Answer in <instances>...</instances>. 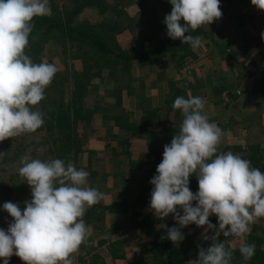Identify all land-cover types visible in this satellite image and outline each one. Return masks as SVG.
<instances>
[{
  "label": "clouds",
  "instance_id": "clouds-1",
  "mask_svg": "<svg viewBox=\"0 0 264 264\" xmlns=\"http://www.w3.org/2000/svg\"><path fill=\"white\" fill-rule=\"evenodd\" d=\"M168 2L172 10L163 21L166 35L193 49L201 47L202 39L191 31L222 17L220 0ZM251 3L264 10V0ZM50 14V0H0V142L35 132L44 124L43 113L33 108L44 99L58 68L34 63L25 49L33 19ZM172 107L184 119L179 134L164 145L162 161L149 181L150 209L161 220L173 215L179 228L160 226L173 243L185 239L182 228L192 224L204 228L202 240L211 245L199 247L198 258L190 264H231L227 239L221 242L219 237L222 233L243 241L249 226L264 218V172L240 155L218 154L223 131L209 122L202 97L180 96ZM20 163L19 174L31 188V199L23 202L24 207L10 201L0 205V211L12 218L6 229L0 228V261L10 264L15 255L25 264H73V254L91 235L83 217L103 193L86 186L89 172L59 158L42 161L26 155ZM193 175L198 181L195 193L189 186ZM213 215L218 226L209 219ZM239 251L250 260L255 245L242 242Z\"/></svg>",
  "mask_w": 264,
  "mask_h": 264
},
{
  "label": "trees",
  "instance_id": "trees-1",
  "mask_svg": "<svg viewBox=\"0 0 264 264\" xmlns=\"http://www.w3.org/2000/svg\"><path fill=\"white\" fill-rule=\"evenodd\" d=\"M53 0H50V3ZM103 0H84L80 6L74 11H57L53 16L35 17L32 21L33 31L29 36V45L25 49V54L28 55L34 63H50L43 56L45 45L52 39H56L59 43H78L84 46L85 50L81 54H72V47L66 48L67 59L78 60L81 63V70L76 71L73 68H68L67 74L59 75L53 78L52 83L45 89L44 99L33 109L39 110L43 113L44 124L42 131L46 135L45 142V155L48 160L61 159L67 163H72L76 167L77 156L81 153H89L86 145L90 138L103 139L106 138L100 133L101 130H94L92 123L94 117L99 113L98 107L89 108L84 105V98L87 93V88L90 81L94 78H100L104 71L108 72L110 78L115 79V85L110 91L113 98L114 106L119 111L116 114L102 115L104 120L111 122L113 126L118 129L124 130L128 137L125 141L118 142V149L121 150V155L127 158L128 167L131 172L141 171L148 167V172L144 173V180H148L149 175L156 174L157 165L162 161L164 145L170 144L175 135L179 134L181 123L184 119L180 110L173 109L172 105L177 97L183 96L185 99L189 98L188 93L184 89H180L173 84H169L167 98L163 102V110L166 112L165 125L161 130L162 141L158 138L147 143L146 152H132L129 150V140L134 137L146 138L149 133V125L152 117H158L157 109L151 107L148 102L142 106L144 116L137 124L129 120L130 113L128 110L122 108L121 103L125 93L127 96H134L131 88L124 90L122 84L124 83L125 76L130 74V69L133 63L140 61L147 63L151 58L160 61L170 56V59L176 58L179 52L187 51L184 56L180 57L179 65L182 64V59L191 54L189 52V44H183L181 40H172L169 37L159 39L156 41L158 44L152 50V56L145 54L142 51L127 52L123 50L118 40L112 35L115 28L108 27L106 22L97 23H78L73 24V19L86 7L102 6ZM157 0H140L138 6L143 10L141 14L140 24L146 26L154 24L157 17L164 18L170 14L172 5L167 6L164 2L154 5ZM166 1V0H165ZM249 0H220L221 6L231 7L234 5L245 4ZM168 2V0L166 1ZM103 8V7H102ZM168 8L170 10H168ZM159 9L162 13L159 15ZM146 29V28H145ZM193 37L195 35H208L204 30V25L192 30L190 33ZM147 41L151 42L156 40L153 36H148ZM71 43V44H72ZM220 48V47H219ZM65 50L64 53L66 54ZM262 58H264V52ZM69 55V56H68ZM233 59V55H228ZM248 56V55H247ZM246 58V57H245ZM234 63V62H233ZM235 64V63H234ZM71 67V65H69ZM259 78L256 79L253 91L262 101H264V66L258 70ZM64 76V77H63ZM205 85V84H204ZM204 85H200L203 89ZM55 89L59 96L52 99L49 95L50 89ZM227 92L233 99L234 95L231 94L229 89L217 86L214 89L216 94ZM141 107V103H137ZM108 107H105L107 110ZM121 108V111L118 110ZM128 111V112H127ZM91 131V132H90ZM156 131L153 132L154 135ZM155 138V137H154ZM44 144V143H43ZM126 146V147H125ZM233 154L235 151L247 153L246 159L251 162V166L260 169L264 172V148L258 145H249L248 149L242 151L240 148H227ZM113 157H119V153L113 152ZM145 171V170H144ZM94 174V173H92ZM152 176V177H153ZM14 181L10 187V194L3 198L0 196V205L4 202L18 203L22 202L23 198L31 195L30 186L22 177L19 172L13 176ZM2 183V182H0ZM190 190L195 193L198 191V181L193 175L190 178ZM152 185L147 186L145 182H141L138 191L133 197L123 198L113 201L108 206L96 204L87 208L84 217L94 218L97 220L104 212L109 214H128L130 215V222L139 230V232L148 239L144 244L138 247L139 255L137 260L128 264H190L198 258L199 247L201 244L196 245L193 242L192 236L184 234L185 239L182 242L173 243L167 239V235L162 231L157 230L151 223L150 216L144 214L141 210L151 199ZM0 184V193L3 192ZM29 190V191H28ZM3 198V199H2ZM24 207V206H21ZM98 215V216H96ZM11 217L5 211H0V221L3 223L2 228H7L11 222ZM264 222V220H263ZM7 224V225H5ZM1 228V227H0ZM259 226L253 227V233L247 236L246 243L255 245V254L250 259L245 261L239 251V245L230 247L225 244L226 248L232 252L231 264H264V247L262 239L255 235ZM259 229L264 235L263 227ZM162 237H164L162 239ZM220 241L223 242V237L220 235ZM87 242L90 239L86 240ZM211 245V241H207ZM99 245L105 246L108 254L113 260L125 259V245L123 240L114 241H101ZM81 253L79 254L80 264H101L99 255L96 253V247L88 245V243L80 246ZM87 259V260H86ZM2 262V261H0Z\"/></svg>",
  "mask_w": 264,
  "mask_h": 264
},
{
  "label": "rangeland",
  "instance_id": "rangeland-1",
  "mask_svg": "<svg viewBox=\"0 0 264 264\" xmlns=\"http://www.w3.org/2000/svg\"><path fill=\"white\" fill-rule=\"evenodd\" d=\"M83 1L84 0H53L50 3L51 14L47 16H53L57 11L60 10L72 12L78 6H80ZM139 1L140 0H103L102 6L100 5V7L95 5L93 7L89 6L81 10L80 13L75 17V19H73V24L84 22L92 24L97 22H106L107 25H109L108 27L115 28L112 32V35L115 37V39L118 40V43L123 50L131 53L134 51H142L145 54L152 56L153 48L158 45L156 44V41L159 39L166 40V38L168 37L166 35L167 29L166 25L163 23V19L159 16L157 17L156 22L154 24L141 26L140 15L143 14V10H141L138 6L137 2ZM166 1L157 0V2H154V5L159 4L158 6H160V3L164 2L167 6H169V2ZM244 5L250 8L248 12H255V10L257 9L256 6L252 5L251 0H249ZM221 8L228 7L221 6ZM168 10L170 9L168 8ZM245 11L246 8L244 7L243 13H245ZM259 11H261V13H264V10ZM161 13L162 11L159 9V15ZM238 15L239 14L234 15L236 18L233 22L237 26L239 25V28L237 26L232 25L217 26V20H215L210 25L205 24L204 30L208 35L205 34L194 36L201 37V47L193 49L189 45L188 50L189 52H191V54L185 56L184 59H182L181 65H179L180 57L184 56L187 51L179 52L176 55V58L174 59H170V56H167L163 58L161 62L151 58V60L147 63H143L140 61H136L133 63V66L130 69V74H128V76H125V80L122 86L124 90H126L127 87L131 88L132 93L136 92V94L138 95L135 98L134 96H127L125 93H123L121 106L122 108H124V110L129 111V120L137 124L141 121L142 117L144 116L142 106L145 105L146 102H148L151 107L157 109L158 117H152V120H150V130L148 136L146 135L148 141H153L154 139L158 138L159 141L163 142L161 130L163 128V125H165L166 112L162 108L163 102L167 98L170 83L180 89L186 90L188 93V97L194 96L193 91H196V94L206 101L208 100V98L212 97L214 99H225V101L227 102L230 99V95L226 91L222 92L221 95L219 93L216 94V92H214V89L217 86H227V88H230L231 94L240 97L241 95H243V93L247 94L245 93L247 91L246 87L248 86V84L250 86V81H256V79L259 78L258 70L264 66V58H262L261 56V52H264V39H260L258 37H245V35L251 29V22L253 21V19H251V17H248L249 15L245 18H240ZM181 23L183 24L184 21H181ZM188 34L189 33H186L185 35ZM148 36H153L156 40L149 42L146 40ZM71 43L65 41V43L62 44L59 43L56 39H52L45 45L43 51L44 58L50 63L55 64L58 68V72L55 74V76L58 73L59 75L65 74L68 68H73V70L76 71L81 70L80 61L74 60L72 62L71 60L67 59L66 48L72 47L71 52L72 54H74V56L81 54L83 50H85V48L84 46L79 45L78 43ZM64 50L66 54L64 53ZM211 50H213V53ZM218 53L221 57L216 56L218 55ZM228 55H233V59H231ZM225 61L227 62L226 64L224 63ZM69 65H71V67ZM247 73H250L251 76L247 77ZM115 82L116 81L114 78H110L108 76L107 71H104L100 78L92 79L89 83L90 85L87 88L88 90L84 98V105L86 107H88L89 105L95 107L97 103L98 107L105 108V106H109V104H112V111L110 112V114H116V112L119 113V111H116L117 109L114 106L113 98H109L111 97L109 93L113 89ZM204 83H206V85L203 87L204 89L201 90L199 86ZM48 93L52 99H55L59 96V94L56 93V90L53 88L50 89ZM134 98L138 99L137 102H134ZM105 101L109 103L106 104ZM139 102L141 103V107H138L137 105V103ZM241 106L239 105L237 107H239L240 109L242 108ZM118 110L121 111V108H118ZM104 111L105 110H101V112H99L96 117H94L92 127H95L96 125L98 126V117L101 116ZM258 119L259 117L254 122H257ZM107 123L113 126L111 122ZM42 128L43 126L35 132L25 133L20 136L8 138L0 142V153H3V155L0 156V182H2L0 184L1 188L4 189L3 192L0 193V196H2L3 198H6V196H9L10 194L12 195V193L10 192V187L12 186V183L14 181V178L12 176L15 173H18L19 168L22 167L20 163L22 157L27 155L33 159H40L42 161L48 160V157L45 155V143H49V140L48 142H45L47 140V137L46 135L41 134L43 133ZM98 128L99 130H101L100 133L106 137L99 140H104L103 142L106 144V146L112 149L113 147H111V142H109L111 141L110 139L113 137L110 133V128ZM220 128L222 129V131H224V127H221L220 125ZM154 131H156V135L153 134ZM118 142L119 140H115L116 144H118ZM258 145L261 147V145H264V143H259ZM129 147H132V145ZM217 147L218 154L229 152L227 148L224 149V147H221V145H218ZM222 148L224 149V151H222ZM140 149H142V147H140ZM236 152L237 151H235V153ZM78 158H82L83 161L78 162ZM91 159L92 154H79L77 156L76 168H84L85 170V165L89 164ZM99 162H102V160H100ZM103 162L106 163L105 160H103ZM102 167H97V169H95V165L94 167L92 166V172H89L87 170V172H89V176L87 178L88 183L86 186L95 188L99 191L101 190L96 181L101 180L102 177H98L95 172L103 170L104 168ZM147 169L149 168L147 167ZM147 169H145V171H136L133 172L135 174H132L131 171L129 173H126L128 171L123 170V168L120 166L113 167V174H119L117 175V178L114 177V175H112V177L109 176L108 178L107 176L105 178V181L109 179L110 181H113V184L115 182L114 180L117 181V188L112 190L111 197L114 200L133 197L138 191L139 184L143 181L147 186H150L151 184L149 183V181L153 175H149L148 180L146 179L145 181L144 173L148 172ZM110 188H108V190L106 191L108 195L110 194ZM29 192H31V190ZM30 199L31 195H25L22 202H18L17 204H19L20 206H24L23 202ZM141 211L144 214L149 215L152 225L157 230L162 231L166 235L167 229L160 227L161 225L166 224L169 228L173 226L178 228L180 227L179 224L174 220L172 214H170L163 220L159 219L150 209V200L144 207H142ZM108 214L109 213L107 212H104L102 215L100 214L99 220H97L96 217L90 219L87 217H83L85 223L91 227V235L87 238L90 239V241L85 242L88 243V245L97 248L96 253L99 255L101 264H115L114 262L107 263L105 260V257L108 256L106 245H99L98 247L97 245L101 241L111 242L117 240L119 231L120 237L123 238H120V240H123L125 245V259L121 261H125L127 256V260L119 264H128L137 260L139 255V250L138 248H136L137 245L144 244L145 242H147L148 239L144 237L139 232V230L132 225V223L130 222V215L127 214L125 217L127 218V221L131 223L133 228L138 232L131 229V232L129 233H124V231L123 233H121L120 229L122 228L117 227L115 224H113L111 219L107 218ZM263 220L264 218H259L254 224H251L249 226V231L243 241L238 237L226 238L223 236V234H221V236L224 238L223 241L227 239L225 244L230 247H234L238 244L240 245V243L247 241L248 235L253 233V227L259 226L258 230L255 232V235L261 237L262 244L264 247V235L261 233V231L263 230H259L261 229L260 227H263L262 229H264ZM212 223L214 224V222ZM2 226L3 223L0 221V227L2 228ZM196 230L198 231L195 233ZM181 231L183 234L191 235L193 242H195L196 245L201 244V247L205 249L210 246L207 242H204L202 240L201 234L203 233L204 228H198L196 225L192 224L185 228H182ZM209 234L213 233L209 231ZM80 253L81 251L79 249L76 253L73 254L77 264H80ZM10 261L19 262L20 258L13 255L10 258Z\"/></svg>",
  "mask_w": 264,
  "mask_h": 264
},
{
  "label": "crops",
  "instance_id": "crops-1",
  "mask_svg": "<svg viewBox=\"0 0 264 264\" xmlns=\"http://www.w3.org/2000/svg\"><path fill=\"white\" fill-rule=\"evenodd\" d=\"M244 7L246 8L245 13H243ZM249 9L250 8L246 7V5H244V4H240V5L237 4V5L228 7V8H221L223 16H222V18H220L219 20L216 21V24H217V26L218 25L237 26L233 22L236 18L234 16L235 14L236 15L239 14L238 16L240 18L241 17L245 18L246 16L249 15L248 17H251V19H253V21L251 22V24H252L251 29L245 35V37H249V38L258 37V38L262 39L261 33L264 32V13H261V11H259L257 9H256L257 11L255 10V12H252V11L248 12ZM232 10H233V12H232ZM225 15H226V17H225ZM242 31H243V29H242ZM211 51L213 53V50H211ZM210 56H211V54H210ZM216 56L218 57V56H220V54L218 53V55H216ZM243 61H245V60H243ZM215 62H217V61H215ZM224 63L226 64L227 62L225 61ZM250 76H251V74L247 73V77H250ZM254 83H255L254 80L250 81V86L248 84V86L246 87L247 91L245 93H247V94L243 93V95H241L240 97H237L234 95L233 99L230 97V99L232 101L229 99V101L226 102L225 99L224 100L214 99L212 97L208 98L207 101L204 100L205 101L204 111L207 114V116L209 117V122L215 123L218 127H220V125H221V127H224L223 135H222L221 141L219 143V146L221 145V147H224V149L235 147V148H240L242 151H244V150L248 149V146L251 144L258 145L259 143H261V144L264 143V101H262L258 96L255 95V93L253 91ZM204 84L206 85V83H204ZM204 84H201V85H204ZM199 88H200V86H199ZM223 88H227V86H224ZM227 89L230 90V88H227ZM193 94H194V96H198L196 94V91H193ZM137 95L138 94H136V92H135V96H137ZM198 97H200V96H198ZM137 100L138 99L134 98V102H137ZM105 103L107 104L109 102L105 101ZM245 104H247V105H245ZM233 105H235V106H233ZM239 105L240 106L242 105L241 106L242 108L239 109V107H237ZM90 107L93 108L94 106H90ZM95 107H98L97 103H96ZM105 107H108L109 109L107 108V110H106L105 108L98 107V109H99L98 112H101V110H105L102 115H105V114L112 115V114H110V112L112 111V104H109V106H105ZM259 112H260V114H259ZM102 115L101 116L98 115L99 116L98 117V119H99L98 126L96 125L97 127L95 126L92 128L94 130H99L98 127H101V128L109 127L111 130L110 133L113 136L110 139L111 141H109V142H111V147H113V148L112 149L108 148L106 146V144L103 142L104 140H98L96 138H90L91 140L90 139L88 140L86 147H87V149H89V151H91L92 159L90 160L89 164L85 165V167H86L85 170L92 172V166L94 167L96 165L95 169H97V167L101 168L103 166L102 167V168H104L103 170H99V171L95 172L98 177H102L101 180H97L96 182H97L99 188H101V190H102V192H101V190L99 192L103 193V198L101 199L99 204L102 206H108L113 201H115L111 197V192L113 189L117 188V186H116L117 181L114 180L115 182L113 184V181H110L109 179H107V181H105V178L107 176H108V178H109V176L112 177V175H114V177L117 178V175H119V174H113V171H112L113 167H117V166H120L123 168V170L128 171L126 173L130 172V169L128 167L127 158L125 156L121 155V150L118 149V147H117L118 144L115 143V140H119V142L122 143L123 141H125L127 139L128 136H127V134H125L126 132L124 130L118 129L115 126H112L111 124L107 123L108 121L104 120ZM134 115H135V113H134ZM258 117H259V119L257 120V122H254ZM41 134L43 135L44 132ZM113 139H115V140H113ZM148 142L149 141L147 138H140V137L131 138L129 140V144H130L129 146L132 145V147H129V150L135 151V152H140V153L146 152ZM140 147H142V149H140ZM263 147H264V145H261V148H263ZM224 149L222 151H224ZM113 152H116V153L118 152L119 157H113ZM234 154L240 155L244 159H246V155H247V153H244V152L243 153L242 152L241 153L236 152ZM100 160H102V162H99ZM103 160H105L106 163H104ZM79 161H83V159L78 158V162ZM95 169H93V170H95ZM145 169H147V167ZM145 169H143V170H145ZM132 174H135V173L132 172ZM102 185H103V187H102ZM108 188H110V191H109L110 194L109 195L106 192L108 190ZM118 190H119V188H118ZM193 203L195 204V202H193ZM126 215L127 214H108L107 218L111 219L112 223L115 224L117 227L122 228V229H120L121 233H123V231H124V233H129V232H131V229L138 232L137 230H135L133 228L131 223H129L127 221V218L125 217ZM209 219L211 222H214V224H217V226H218L217 217L215 215L211 216ZM252 224H254V223H252ZM197 231L198 230H196L195 233ZM185 233H186V231H185ZM209 235H212V234H209ZM120 238H121L120 232L118 231L117 239H120ZM121 239H123V238H121ZM204 242H207V241H204ZM135 247H136V245H135ZM138 247H139V245H137L136 248H138ZM105 258H106L105 260L107 263L114 262L115 264L123 263L127 260V256H126L125 261H121V260L113 261L109 254Z\"/></svg>",
  "mask_w": 264,
  "mask_h": 264
},
{
  "label": "built area",
  "instance_id": "built-area-1",
  "mask_svg": "<svg viewBox=\"0 0 264 264\" xmlns=\"http://www.w3.org/2000/svg\"><path fill=\"white\" fill-rule=\"evenodd\" d=\"M0 264H2V262H0ZM10 264H25V262L20 259L19 262H12V261H10ZM73 264H77L75 258H74Z\"/></svg>",
  "mask_w": 264,
  "mask_h": 264
}]
</instances>
